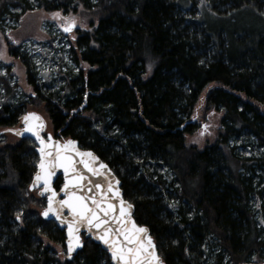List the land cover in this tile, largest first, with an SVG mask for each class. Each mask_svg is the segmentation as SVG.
<instances>
[{
    "label": "trees",
    "instance_id": "trees-1",
    "mask_svg": "<svg viewBox=\"0 0 264 264\" xmlns=\"http://www.w3.org/2000/svg\"><path fill=\"white\" fill-rule=\"evenodd\" d=\"M206 1L228 18L255 4L264 20V0ZM72 4L96 18L72 46L74 62L89 67L69 69L46 91L30 57L10 45L34 93L16 96L8 67L0 75L2 132L27 105L41 106L54 137L77 140L110 166L166 264H264V30L210 26L178 0H0V23ZM212 83L205 103L221 111L220 131L203 146L188 143L195 104ZM244 140L249 155L238 150ZM36 162L30 138L0 141V264H111L85 235L72 258L57 254L52 242L63 247L64 230L40 216L45 200L28 188Z\"/></svg>",
    "mask_w": 264,
    "mask_h": 264
},
{
    "label": "snow or ice",
    "instance_id": "snow-or-ice-1",
    "mask_svg": "<svg viewBox=\"0 0 264 264\" xmlns=\"http://www.w3.org/2000/svg\"><path fill=\"white\" fill-rule=\"evenodd\" d=\"M53 18L63 20L66 33L76 27L72 17L54 13ZM22 123L23 130L14 134L30 133L39 143L37 171L29 191L39 190L40 196L47 194V207L41 215L55 216L62 225H67L69 258L76 248L83 246L79 233L81 227H86L89 233L95 230L94 238L107 246L113 264H163L148 228L133 219V205L123 198L120 182L115 180L108 166L92 152L80 151L74 140L55 141L51 134L45 140L41 136L44 122L35 113L24 115ZM58 169H62L64 175L60 188L63 199L57 198L58 193L52 186ZM91 177H100L103 182ZM65 210L70 219L64 216ZM21 219L22 213H17L16 220Z\"/></svg>",
    "mask_w": 264,
    "mask_h": 264
},
{
    "label": "rangeland",
    "instance_id": "rangeland-1",
    "mask_svg": "<svg viewBox=\"0 0 264 264\" xmlns=\"http://www.w3.org/2000/svg\"><path fill=\"white\" fill-rule=\"evenodd\" d=\"M178 3L182 8L187 9L183 11L184 13H188V11L195 14L199 13L200 19L213 27L228 25L231 28L244 26L248 29L264 30V20L259 18L256 11L260 10L255 4L252 6L241 5L232 9V17L228 18L226 15H217L212 12L214 10L208 6L206 0H178ZM192 5H195L196 8L191 7ZM54 13H60L62 17L74 18L76 20V27L71 32H64L63 20L54 19ZM95 19L94 14L89 10H85L80 4L75 9L72 4L65 10H45L43 8L27 10L16 22H12V18L8 16L3 17L0 23L2 27L0 29V75L6 76L8 67L11 73L9 82L10 84H16V96L25 98L34 93V90L32 85L27 81L26 68L21 59L9 53L10 45L18 47V50L30 57L35 71V78L41 83L42 89L46 91L55 90L63 84L64 76L69 69L76 71L79 67L83 69L89 67L85 62H80L79 64L74 62L72 58L74 54L72 46H74L78 31L93 30L91 22L95 21ZM11 25L14 26L12 27ZM214 85V83L210 84L202 92L195 104L194 118L198 123V127L195 132L186 136L188 143L203 146L218 136L222 113L207 106L205 103V94ZM1 93H4L2 88H0ZM32 109L39 111L46 120L44 134L47 132L53 134L50 120L43 108L35 105L26 106V111ZM205 126H208L207 131H205ZM201 132H204V135H201ZM18 140L19 137L14 133L2 132V128L0 127V141L13 143ZM237 143L240 144L238 150L245 155L251 153L247 140ZM159 171L164 173L165 170L159 168ZM32 193L36 197H39L37 190H33ZM251 202L254 205L259 204L253 198H251ZM52 245L57 250L59 256L66 255L65 245L61 247L54 242H52ZM248 264H255V260L250 261Z\"/></svg>",
    "mask_w": 264,
    "mask_h": 264
},
{
    "label": "water",
    "instance_id": "water-1",
    "mask_svg": "<svg viewBox=\"0 0 264 264\" xmlns=\"http://www.w3.org/2000/svg\"><path fill=\"white\" fill-rule=\"evenodd\" d=\"M27 113H35L37 116H39V117L43 120V122H44V125H45L44 129L46 128V120H45V118L43 117V115H42L40 112L36 111V110H28L27 112H25V113L20 117V125H19V126L6 128L5 131H9V132H12V133H15L16 131H22V130H23V127H24V125H23V123H22V117H23L24 115H26ZM43 131H44V130H43ZM43 131L41 132V136H42L45 140L47 139V136H48L49 134L52 135V133H50V132H47L46 134H44ZM15 135H16V134H15ZM17 136L20 137V138H21V137H28V138H30V139L35 143V152H36V154H37V162H36V165H37V163H38V161H39V153L37 152V148L39 147V143L35 140V137L32 136L30 133H27V132L23 133V135H17ZM52 137H53V139H54L55 141H60V142H65V141H67V140H74V141H76V143H77V147H78V149H79L80 151H82V152H92V153H93V154L99 159L100 162H102V163H104V164H106V165L108 166V168L111 170L112 176L115 178V180H119V178L116 176V174H115V173L113 172V170L110 168V166H109V165H108V164H107L102 158H100V157H99V156H98V155H97L92 149L80 147V145L78 144L77 140L72 139V138H67V139H65V140H60V139L54 137L53 135H52ZM36 171H37V167H36L35 172L33 173L32 178H31V180H30V182H29V184H28V188L30 187V185H31V183H32V180H33V178H34V176H35ZM58 178H61V184L59 185L58 188H56V187H55V182H56V180H57ZM91 179H92V180H98V181H100V182H103V179L100 178V177H91ZM119 182H120V180H119ZM63 183H64L63 170H62V169H58L57 172H56V176L53 177V181H52V186H53V188H54V189L57 191V193H58V197H57L58 199H63V198H64V197H63V193L60 192V188L63 187ZM119 187H120V184H119ZM120 190H121V193H122V189H121V187H120ZM37 194L39 195V190H37ZM122 195H123V194H122ZM39 196H40V195H39ZM40 197H43L44 200H45V204H44L43 208L40 210V216H41L42 218L46 219V220H52V221H53V222H54V223H55L60 229H63V230H64V235H65V238H64V245H65V249H66L67 258H69V254H68V251H67V225H66V224H65V225H62V224L60 223V221L56 219L55 216L50 215L48 218H45L43 215H41V213H42V212L44 211V209L47 207V194H45L44 196H40ZM123 198H124L126 201H128L129 203H131V202H130L129 200H127L124 196H123ZM131 204H132V203H131ZM132 205H133V204H132ZM132 212H133V209H132ZM64 216L70 219V217H68L67 210H65V212H64ZM133 219H134V217H133ZM134 220H135V219H134ZM135 221H136V220H135ZM136 223H137L138 225H140V226L147 227L146 225L139 224L138 222H136ZM147 228H148V227H147ZM148 230H149V229H148ZM79 235H80L81 243H83V241H82V235H85V237H88V238L92 239L93 241H95L96 243H98L103 249H105V250L107 251V253H108V255H109V258H110V262H111V264H113V261H112V259H111V253L108 251L107 246L104 245L101 241H99V240H97V239L94 238L95 230H93V233H89L86 227H81ZM149 235H150V232H149ZM150 236H151V235H150ZM151 237H152V236H151ZM152 239H153V237H152ZM153 241H154V240H153ZM154 243H155V242H154ZM155 245H156V244H155ZM80 248H81V247H80ZM80 248H76L75 251L72 252V254H71V258L76 254V252H77ZM156 250H157V248H156ZM157 253H158V250H157ZM158 255H159V253H158ZM159 256H160V255H159ZM160 258H161V260L163 261V264H166L165 261L162 259L161 256H160Z\"/></svg>",
    "mask_w": 264,
    "mask_h": 264
}]
</instances>
